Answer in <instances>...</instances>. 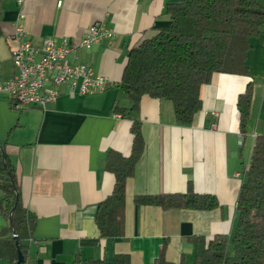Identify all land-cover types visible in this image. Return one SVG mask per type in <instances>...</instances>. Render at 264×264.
<instances>
[{
  "label": "crops",
  "instance_id": "obj_1",
  "mask_svg": "<svg viewBox=\"0 0 264 264\" xmlns=\"http://www.w3.org/2000/svg\"><path fill=\"white\" fill-rule=\"evenodd\" d=\"M171 1L0 0L4 79L13 76L7 67L13 64L10 38L18 27L36 45L49 37L79 38L94 22H105L116 33L112 42L78 48L70 57L111 80L104 92L69 95L64 87L46 110L28 112L14 109L0 95V142L16 168L22 202L37 218L25 241L26 264H83L90 258L114 264L117 254L129 255L131 264H155L164 241L168 261L197 264L194 236H228L237 225L245 170L256 136L264 135V33L252 39L247 57L254 88L245 136L237 106L251 80L245 75L216 73L203 85V107L190 124L177 122L170 100L148 95L130 118L114 110L115 104L131 105L121 87L129 50L169 22ZM132 119L141 121L146 148L127 180L124 234L102 239L95 215L115 183L105 159L111 149L131 152ZM189 188L205 195L209 206L164 209L135 202L137 195L186 193ZM8 218L0 206V235ZM8 260L0 257V264Z\"/></svg>",
  "mask_w": 264,
  "mask_h": 264
},
{
  "label": "trees",
  "instance_id": "obj_2",
  "mask_svg": "<svg viewBox=\"0 0 264 264\" xmlns=\"http://www.w3.org/2000/svg\"><path fill=\"white\" fill-rule=\"evenodd\" d=\"M166 13L169 22L129 50L121 87L131 105L115 104L114 110L130 118L139 112L142 97L148 95L170 100L177 122L190 124L203 107V85L216 73L245 75L251 80L237 98L239 127L245 136L254 88L247 57L252 39L264 33V5L258 0H175L168 3ZM130 131L131 152L126 155L111 149L105 159V169L115 175V183L95 215L102 239L122 236L125 231L127 180L134 175L146 148L139 119L131 120ZM17 176L0 142V190L4 193L0 206L9 217L1 230L0 257L16 264L20 248L24 256L20 264H26L25 241L31 237L37 218L22 202ZM239 196L238 222L231 235L219 234L211 240L192 238L197 244V264H264V135L255 138ZM135 202L164 209L209 206V199L192 188L186 193L137 195ZM166 248L164 241L155 264H173L165 256ZM82 263L105 264L103 259L92 258ZM114 264H131L129 255L117 254Z\"/></svg>",
  "mask_w": 264,
  "mask_h": 264
},
{
  "label": "built area",
  "instance_id": "obj_3",
  "mask_svg": "<svg viewBox=\"0 0 264 264\" xmlns=\"http://www.w3.org/2000/svg\"><path fill=\"white\" fill-rule=\"evenodd\" d=\"M115 36L105 22H94L79 38L49 37L36 45L18 27L10 38L14 43L11 51L14 72L9 79L2 76L0 59V95L6 96L14 109L28 112L33 108L46 110L58 100L64 87L69 95L104 92L111 87V80L70 57L78 48L90 49L104 40L112 42Z\"/></svg>",
  "mask_w": 264,
  "mask_h": 264
},
{
  "label": "water",
  "instance_id": "obj_4",
  "mask_svg": "<svg viewBox=\"0 0 264 264\" xmlns=\"http://www.w3.org/2000/svg\"><path fill=\"white\" fill-rule=\"evenodd\" d=\"M12 212H13V210H12ZM14 239L16 241V244L18 245L19 244V239H18V236L16 234H14ZM23 258H24L23 253H22L21 249L18 248V261H17L16 264H20L23 261Z\"/></svg>",
  "mask_w": 264,
  "mask_h": 264
},
{
  "label": "rangeland",
  "instance_id": "obj_5",
  "mask_svg": "<svg viewBox=\"0 0 264 264\" xmlns=\"http://www.w3.org/2000/svg\"><path fill=\"white\" fill-rule=\"evenodd\" d=\"M13 64H8V67H7V75L8 74H12L13 75Z\"/></svg>",
  "mask_w": 264,
  "mask_h": 264
}]
</instances>
